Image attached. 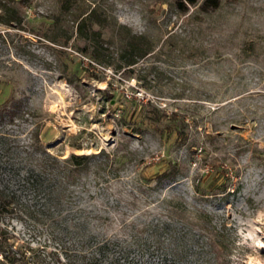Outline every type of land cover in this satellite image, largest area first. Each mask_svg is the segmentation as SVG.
<instances>
[{"label":"rangeland","instance_id":"1","mask_svg":"<svg viewBox=\"0 0 264 264\" xmlns=\"http://www.w3.org/2000/svg\"><path fill=\"white\" fill-rule=\"evenodd\" d=\"M175 1L0 0V84L22 100L0 118L15 194L0 226L17 245L61 254L81 236L96 264H264V0ZM91 11L98 34L80 36ZM44 152L65 171L34 189ZM71 153L87 165L66 167Z\"/></svg>","mask_w":264,"mask_h":264},{"label":"trees","instance_id":"2","mask_svg":"<svg viewBox=\"0 0 264 264\" xmlns=\"http://www.w3.org/2000/svg\"><path fill=\"white\" fill-rule=\"evenodd\" d=\"M197 0H176V5L179 10H185V4H195ZM75 0H60L62 10H70ZM219 0H205L204 5H210L216 7ZM93 12L91 11L86 16L81 17L76 24L77 33L82 36L84 33L90 31L94 34H98V31L93 29L95 21L92 19ZM121 28H125L121 26ZM91 48L92 58L100 60V50L95 45H89ZM131 44L127 43L124 47V51H129ZM148 51H144L140 54H145ZM127 63V62H126ZM128 64H130L128 62ZM6 86L0 84V118L12 119L19 111L22 100L18 99L14 95H6ZM89 156L85 154L71 153L68 158L62 160V163L67 167L82 168L87 165ZM40 173L36 174L31 182L27 181L34 189L42 187L46 179L41 176L42 174L51 173L53 170L61 169L65 171V168L61 167V162L53 155L44 152L39 163ZM41 174V175H40ZM157 176L161 178V173L157 170ZM52 183V179H49ZM15 200V194L7 192L0 188V213L7 212L12 209V204ZM77 236V232H75ZM16 237L10 233L5 227L0 226V264H96L98 258L94 255L87 256L86 248L92 246V238L85 239L80 236L78 241L80 247L76 249L73 244H65L62 242L61 254L56 248L49 249L48 252L43 253L44 246H32L27 241H22L20 244H16ZM97 252L101 256H105L112 250V245L109 241L94 242ZM127 251H123V258L130 264ZM47 258L49 260H47ZM110 264H120L119 258L115 257L111 259Z\"/></svg>","mask_w":264,"mask_h":264}]
</instances>
